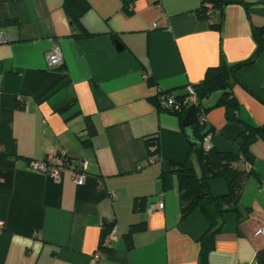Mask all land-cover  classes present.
I'll return each instance as SVG.
<instances>
[{"label":"crops","instance_id":"0c3cea01","mask_svg":"<svg viewBox=\"0 0 264 264\" xmlns=\"http://www.w3.org/2000/svg\"><path fill=\"white\" fill-rule=\"evenodd\" d=\"M86 1L80 22L90 35L78 37L63 0H0V146L18 157L11 193L0 194V264H94L104 221L118 230L98 264H199V238L209 222L198 210L180 220L175 178L169 190L159 179L171 162L186 159L187 136L178 117L152 98L159 89L185 93L223 61L250 59L264 0H233L213 7L208 18L196 12L202 0ZM53 45L63 62L47 68ZM237 78L240 118L263 124L264 53ZM86 118L96 130L88 145ZM207 127L211 147L239 151L243 126L229 121L225 108L209 110ZM147 136L158 137L154 163H147ZM57 149L85 161L83 185L67 172L54 182L30 168ZM250 150L254 163L241 166H253L260 178H248L241 204L251 212L241 223L235 212L225 214L208 264H256L264 249V140ZM209 186L216 196L228 192L223 178ZM159 202L163 209L148 210ZM137 223L143 228L128 240Z\"/></svg>","mask_w":264,"mask_h":264},{"label":"trees","instance_id":"16d2710c","mask_svg":"<svg viewBox=\"0 0 264 264\" xmlns=\"http://www.w3.org/2000/svg\"><path fill=\"white\" fill-rule=\"evenodd\" d=\"M212 2V3H210ZM233 0H202V5L196 10L201 18H208V4L212 7L222 6L225 3H231ZM237 2V1H236ZM89 3L86 0H63V8L68 15L75 30L73 36H89L81 25V16L89 9ZM129 12L128 8H125ZM253 36L257 42V48L254 55L243 62L229 64L225 61L207 69L204 78L194 85H191L197 96V107L193 123L190 126L182 124L189 106L183 105L182 101L190 93L187 89L183 94H172L169 90L159 89L153 103L160 111L176 115L180 122L183 133L187 136L188 154L182 162H171L166 170L159 173V179L163 190H169L173 186L175 178L178 190L179 219H186L195 211H200L209 222V229L199 238L201 245L199 264H208L209 254L215 246V239L225 225V214L235 212L237 222L245 220L251 210L241 204V196L245 184L250 177L260 178L259 173L253 166L250 168L242 167L244 164L252 165L255 157L250 150L251 144L259 139L264 140V123L261 125H251L243 121L239 112L241 104L234 93V87L240 84L237 78V71L243 66L252 64L257 57L264 53V24L253 26ZM150 77H148V80ZM220 92L216 103L212 106H205L204 101L213 93ZM172 97L173 103L165 105L163 101ZM215 107L225 108L226 117L229 121H238L242 123L243 129L240 134L241 146L238 152L223 151L214 146L209 149L204 147L205 137L213 130L207 127V122L201 123L199 113L204 109L206 114ZM86 130L89 138L83 140L85 144L91 143V137L96 130L90 118H86ZM148 151V156L158 153V137L147 136L144 139ZM14 153L6 152L0 146V194L9 195L13 185L14 164L17 159ZM198 165L201 174L198 173ZM213 178L225 179L228 192L223 195H214L209 186V181ZM114 222L104 221L100 239L111 229ZM143 228L142 223L131 224L125 233L129 240L134 232ZM256 264H264V249H261L256 255Z\"/></svg>","mask_w":264,"mask_h":264},{"label":"built area","instance_id":"2783aa9c","mask_svg":"<svg viewBox=\"0 0 264 264\" xmlns=\"http://www.w3.org/2000/svg\"><path fill=\"white\" fill-rule=\"evenodd\" d=\"M209 14L211 10H213L212 4L207 5ZM128 10H131V6H128ZM46 66L47 68L59 66L63 62L62 51L59 45H53L50 51L45 56ZM147 77L148 74H145ZM190 95L182 101L183 105L191 106L194 105L197 107V96L193 89V87H189ZM173 98L169 97L167 100L163 101L165 105H171L173 103ZM199 120L201 123L207 122V114L204 109L200 110ZM213 134L209 133L204 140V147L206 149L211 148V138ZM159 159L158 153L150 154L147 157V163H154ZM29 166L32 170L42 172L49 176L54 182H59L65 172H67L72 180V182L76 185H83L87 180V174L85 171V161L81 159H72L69 158L66 152L63 149H57L52 155H48L43 159L32 160L29 162ZM114 194L111 195L113 197ZM154 208L163 209L164 203L159 202L154 206L149 207V211ZM0 222V227H1ZM118 227L116 224H113L109 232L103 236L100 240L99 246L92 254V260L95 262L94 264H98L100 254L104 250L110 248L111 242L116 239ZM264 233V230H262Z\"/></svg>","mask_w":264,"mask_h":264},{"label":"water","instance_id":"95a60500","mask_svg":"<svg viewBox=\"0 0 264 264\" xmlns=\"http://www.w3.org/2000/svg\"><path fill=\"white\" fill-rule=\"evenodd\" d=\"M115 43L116 45L120 46V43L115 40ZM195 106L194 105H191L187 111V114L185 116V118H183L182 120V124L185 125V126H190L192 123H193V119H194V115H195Z\"/></svg>","mask_w":264,"mask_h":264}]
</instances>
